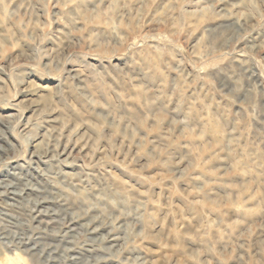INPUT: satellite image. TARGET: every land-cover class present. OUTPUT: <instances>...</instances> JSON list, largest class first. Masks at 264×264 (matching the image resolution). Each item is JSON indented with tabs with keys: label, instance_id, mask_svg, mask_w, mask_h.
<instances>
[{
	"label": "rangeland",
	"instance_id": "374dc122",
	"mask_svg": "<svg viewBox=\"0 0 264 264\" xmlns=\"http://www.w3.org/2000/svg\"><path fill=\"white\" fill-rule=\"evenodd\" d=\"M264 264V0H0V264Z\"/></svg>",
	"mask_w": 264,
	"mask_h": 264
},
{
	"label": "bare ground",
	"instance_id": "6f19581e",
	"mask_svg": "<svg viewBox=\"0 0 264 264\" xmlns=\"http://www.w3.org/2000/svg\"><path fill=\"white\" fill-rule=\"evenodd\" d=\"M8 264H12V262H9Z\"/></svg>",
	"mask_w": 264,
	"mask_h": 264
}]
</instances>
